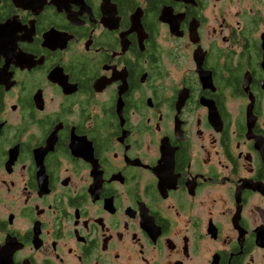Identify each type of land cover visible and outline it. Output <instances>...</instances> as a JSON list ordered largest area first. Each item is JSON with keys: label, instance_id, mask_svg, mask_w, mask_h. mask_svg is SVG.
<instances>
[{"label": "flooded vegetation", "instance_id": "obj_1", "mask_svg": "<svg viewBox=\"0 0 264 264\" xmlns=\"http://www.w3.org/2000/svg\"><path fill=\"white\" fill-rule=\"evenodd\" d=\"M0 264H264V0H0Z\"/></svg>", "mask_w": 264, "mask_h": 264}]
</instances>
